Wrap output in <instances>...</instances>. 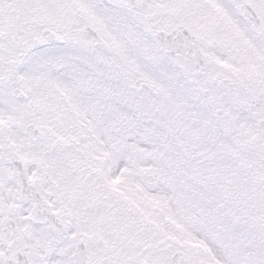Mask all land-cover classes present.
I'll return each instance as SVG.
<instances>
[{
    "label": "snow or ice",
    "instance_id": "obj_1",
    "mask_svg": "<svg viewBox=\"0 0 264 264\" xmlns=\"http://www.w3.org/2000/svg\"><path fill=\"white\" fill-rule=\"evenodd\" d=\"M16 3L0 16V264H264V0L149 3L191 34L176 51L219 101L183 149L137 91L124 37L150 25L130 0Z\"/></svg>",
    "mask_w": 264,
    "mask_h": 264
},
{
    "label": "flooded vegetation",
    "instance_id": "obj_2",
    "mask_svg": "<svg viewBox=\"0 0 264 264\" xmlns=\"http://www.w3.org/2000/svg\"><path fill=\"white\" fill-rule=\"evenodd\" d=\"M135 1V9L136 11L143 17L145 21L148 22L150 27H145L144 25L141 26V31L139 34H133L132 36L125 37L126 40H131L133 45H138L139 47L142 46L144 48V41L147 39L152 44V49L155 57L161 58L165 62L166 68L172 70L173 72L177 73L180 78L183 80V88H188L190 86H196L198 91L201 93L203 100H198L199 104H206L207 108H209L212 111H217V107L219 105V101H214L213 98L204 91L200 84H199V77H200V71L198 73H186L181 66H179L171 56H169L163 47L158 42L157 34L160 32L165 33H171L173 30L178 28H183V25L180 21L177 20L176 17L168 15V14H159L158 11L154 8H149L148 5L150 2H154V0H130L131 4L133 5ZM17 3L16 0H0V16H2L6 21L9 19H13L18 15L17 12ZM149 13H156L155 15H149ZM159 51H156V50ZM145 50V49H144ZM148 54V53H147ZM149 56V55H148ZM153 87H157L158 92H160L162 89L158 87L156 84L150 82ZM192 84V85H191ZM255 84L250 83L248 86V93L249 96H253L255 94ZM239 116L241 117L242 122L247 119L249 116V113L246 110H241L239 112ZM177 121V119H176ZM180 121H182L180 119ZM213 121H215V117L213 118ZM173 124V123H172ZM174 131L171 130V136L174 138L175 141L178 142V145L180 144L182 146V149L184 147V143L187 141L185 140V136L187 135V123L184 121L182 125V130L184 131L182 135L181 141L178 139V136L176 134V130L178 129L176 124H173ZM217 125L214 123L213 127H216ZM181 129V128H180ZM224 137L232 142L238 141L240 138V130L236 129L235 133L226 132L224 133ZM242 147V146H241ZM230 149H225V151H228ZM199 159V155L196 156L194 160ZM241 244L244 245L246 248H250L252 246L251 240H242Z\"/></svg>",
    "mask_w": 264,
    "mask_h": 264
},
{
    "label": "rangeland",
    "instance_id": "obj_3",
    "mask_svg": "<svg viewBox=\"0 0 264 264\" xmlns=\"http://www.w3.org/2000/svg\"><path fill=\"white\" fill-rule=\"evenodd\" d=\"M125 37L129 36L125 35ZM125 37L128 59L135 67L136 72L139 73L138 76L134 77V80L143 76L162 89L157 95L140 93V98L146 101L153 112V125L165 129L170 134L171 129H168V123L174 124L176 119L185 118V115L188 119L190 117L187 123L196 125L198 117L195 118L193 114L197 108V103L193 100V89L183 88V80L177 73L167 69L161 58H151L142 46L133 45L132 39L126 40ZM155 88L157 89L156 86ZM177 146L182 149L180 144Z\"/></svg>",
    "mask_w": 264,
    "mask_h": 264
},
{
    "label": "water",
    "instance_id": "obj_4",
    "mask_svg": "<svg viewBox=\"0 0 264 264\" xmlns=\"http://www.w3.org/2000/svg\"><path fill=\"white\" fill-rule=\"evenodd\" d=\"M190 38H191L190 33L187 32L186 30H182V28H178L170 34H165V33L158 34V39L163 45L166 52L169 55H171L176 60V62L182 66V68L186 72L195 73L198 71V66L195 63L197 60V57L196 56L191 57V60L193 62V67L189 69V68H186L185 65L182 63L183 57L180 55V53L176 51V48L180 45L181 42H183L186 39H190ZM181 52H183L184 55H188L187 50H184L181 48ZM203 64H204V61L201 59L200 66H203ZM144 81H145L144 79L137 80L136 83L139 84V87L137 88V90H140V91L150 90L153 92V90Z\"/></svg>",
    "mask_w": 264,
    "mask_h": 264
}]
</instances>
